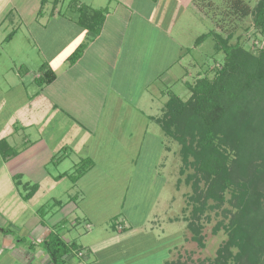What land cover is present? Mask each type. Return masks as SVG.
<instances>
[{"label": "crops", "instance_id": "0c3cea01", "mask_svg": "<svg viewBox=\"0 0 264 264\" xmlns=\"http://www.w3.org/2000/svg\"><path fill=\"white\" fill-rule=\"evenodd\" d=\"M43 1L42 6L41 0H36L31 9L29 8L26 13L29 17L27 20L24 17L25 10H21L25 6L20 8L16 2L13 3V0L5 1L3 9L0 10V27H3V24L11 25L15 21L28 23L34 20L39 24V28H44L45 31L50 21L53 22L50 36L54 35L55 39H59L60 45L55 53L62 54L59 60L50 58L46 61L55 73V79L49 84L29 91L30 84L27 85L22 80L23 75L29 73L28 68L23 74H20L19 69L17 78L19 77V82H22L20 83L22 87L15 92L12 89L16 82H12L6 76L3 77L4 82L0 81V110H3L0 115V139H6L8 144L18 151L14 157L2 161L6 175L0 177V181L8 182L7 192L12 193L10 197L17 200L19 195H14L11 179L16 174L20 175V179L23 175L28 176L26 181L33 180L32 182L36 184L45 185L42 189L45 188L44 195L48 201H53V209L43 212L42 217L37 209H0V264H53L40 242L53 230L52 227L56 223H60V229L66 230H69L70 226H76L81 218L87 221L85 227L88 231L92 224L94 227L97 225L96 220L91 221V218L94 214H101L104 209H100L99 205L94 206V209H88L83 205L84 199L88 205L92 203V185H85L86 182L88 183L87 179L96 174L93 183L95 188L100 185L102 178L110 181H118V179L117 176L116 179L110 178L107 168L98 169L93 151L100 153L101 158L105 160L109 150L117 146V149H122L123 153L117 157L112 155L111 160L114 159L118 162L117 165L131 170L137 165V173L135 177L133 176L135 183L141 186L142 173L149 175L146 189H150V184L156 183L158 178L161 179L156 186L154 208L133 221V212L125 213L121 211L123 207L120 206L119 209L114 210L115 216L111 220L110 218L108 221L102 220L98 224L101 226L95 227L97 230L102 227L105 230L110 229V234L105 232L104 236H99L97 239L99 242L95 240L89 245L80 244L84 250L80 252L75 264H89L93 261L90 252L94 249L90 248L98 246L102 239L118 237L127 230H153L155 225L162 227L160 224L162 217L155 212L165 207L164 190L165 182L168 180L164 175L165 163L159 161L164 157L167 158L166 154L170 151L167 144L169 137L163 133L156 118L162 115L164 103L171 89L168 92L166 90L165 93L162 90L157 92L154 91V84L159 80L165 82L168 87L176 86L177 83L180 86L183 84L185 90L183 98L177 95L182 99L189 96L186 82L191 81L186 79L189 75V59L186 60V56L199 46H195L194 42L192 48H185V43L181 42L183 25L178 22L181 23L183 15L191 14L190 10L196 13L197 8L193 0ZM80 5L94 9L107 8L100 31L95 37L90 38L87 31L77 24L76 9ZM151 32L160 38V42L165 39L169 41L177 53L163 62L162 56L170 54V51L167 53L166 48L162 49L165 51L159 50L157 55V52L151 49L152 42L141 50L138 46L139 42H143L145 35V39H149L154 34ZM80 43L85 44L82 55L74 64H69L66 60L67 55ZM143 45H146L145 41ZM176 66L178 68L174 69ZM38 75L39 71L30 77L33 80ZM195 75L198 77L201 73L196 72ZM5 83L8 84V89L4 88ZM134 84L142 88L131 91L129 88ZM5 90L8 91L9 99L13 96V100L8 99L11 104L4 98ZM37 98H39V106H36ZM29 102H35L36 105L29 108ZM38 107L47 109L51 115L53 112L63 113L68 118L55 120L57 130L54 129V132L58 133L60 129L64 135V140L57 141L61 145L59 149L56 146L58 150H55V144L52 143L54 146H50L48 143L51 136L47 138L43 136L44 134H40V125H45L44 121L50 119L48 112L46 115H40V119L38 115L28 116L29 110L37 111ZM44 132L49 133L47 130ZM74 144H81L83 147V155L79 156L78 161L85 157L91 158L92 166L75 183L68 176L55 179L59 173L72 170L75 162L65 166L63 170L59 167L63 159L73 152ZM105 145L108 148L102 153ZM153 145H156L155 160L150 162L149 156L147 154L145 156V153L150 147L153 149ZM56 151L63 153L51 164ZM138 157L140 161L136 164ZM111 162H107L106 165L112 166ZM145 162L150 166L145 167ZM50 164L55 165L54 171L45 170ZM132 175V173L127 174L122 179L129 181ZM60 186L63 189L61 193ZM61 198L68 200L63 203ZM21 202L20 204L25 206ZM119 218L121 220H118ZM28 234H31L30 241L24 243ZM163 234L157 237L165 238ZM70 239L71 236L66 241ZM172 247L171 244L167 246L168 258Z\"/></svg>", "mask_w": 264, "mask_h": 264}, {"label": "rangeland", "instance_id": "374dc122", "mask_svg": "<svg viewBox=\"0 0 264 264\" xmlns=\"http://www.w3.org/2000/svg\"><path fill=\"white\" fill-rule=\"evenodd\" d=\"M7 0H0V10L3 9V5ZM67 1V0H66ZM196 4L197 12L193 13L190 10L191 14L183 15L181 23L183 25L181 29L182 32V40L181 42L185 43V48H192L194 45L195 39L201 34H205L209 31H213L219 34L221 37H226L227 35H231L229 39V43L239 42L246 49L251 50L254 53H257V49L259 47L264 46V36L261 35L258 31L253 28L252 24V15L248 14L245 16H241L239 13H235L233 8L231 7V0H193ZM258 0H242L245 5H248L249 9L252 10ZM17 3L21 10H25L24 17L25 19H29L26 13H28L29 8L36 2V0H13V3ZM25 4V5H24ZM8 7V6H7ZM10 7V6H9ZM188 10V11H189ZM187 13V12H186ZM16 19V18H15ZM27 23V22H26ZM26 23H19L17 21L13 22L11 25L3 24V27H0V81L4 82L3 77L10 78L12 82H16L13 84L12 91L18 90L22 82H19L17 75L19 74V69L21 70L20 74H23L26 68L29 69V73L23 75V82L29 85V91H32L33 88L38 87L34 81L31 79V75L37 73L39 71V67L42 63H45L47 59L50 58L59 60L62 54L59 52L55 53L57 47H59V39H55L54 35L50 36L51 30L53 28V22L47 25L46 30L43 31L44 28H39V24L34 20ZM177 24V25H179ZM14 29V30H13ZM14 31L10 40H4V38L11 31ZM154 33V32H151ZM49 36V37H48ZM146 35L143 37V42H139L138 46L142 50L143 48H147L153 42V52L159 53V50L166 48L167 53L170 51V54H165L162 56V61L165 62L169 60L171 57L177 53L172 47L170 42L165 39L160 42V38L156 36V34H152L149 39H145ZM146 42V45L144 44ZM215 38L212 35L206 37L203 41H201L197 46L196 50H191L189 54L186 56V60L189 59V75L187 76V80L192 81L196 77V72H200L201 75L212 76L213 67L219 66L221 61L223 60V54L221 51L216 52L214 49ZM141 43V44H140ZM154 46H156L154 48ZM196 46V44H195ZM54 50V51H53ZM53 53V55H52ZM150 53V52H149ZM152 53V52H151ZM47 63V62H46ZM176 66L174 69H177ZM142 82V81H141ZM140 82V83H141ZM167 84L162 81H157L154 84V91L162 90L164 93L171 89L175 94L183 96L185 92L183 84L182 86L177 83L176 86L168 87ZM5 89H8V84L5 83ZM134 84L129 89L131 91H138L142 87H136ZM136 87V90H135ZM37 89V88H36ZM2 92L3 88H2ZM160 95V93H157ZM5 100L8 102V91L5 90ZM11 100H13V96H10ZM183 98V97H182ZM9 99V100H10ZM38 99L35 102H29L28 107L32 108V106H39ZM10 103V101L8 102ZM11 104V103H10ZM3 107V105H2ZM3 109V108H2ZM37 111L31 112L29 110L28 116H36L38 115V119L40 115H49L50 119H46L43 124L40 125L41 130L40 134L49 138L48 143L50 146H54L55 150L58 149L61 145L58 144V140H64V135L60 131L54 132V129L57 130V125L55 123L58 118L68 119L67 116L63 113H55L49 112L45 108L36 109ZM0 115H2L3 110H0ZM112 113V112H111ZM110 114V113H109ZM71 121V120H70ZM27 120L25 119V123ZM40 122V120H39ZM75 122V121H74ZM72 123V122H71ZM37 125V124H36ZM78 125V124H77ZM107 126H109L107 124ZM39 127V125H38ZM37 127V128H38ZM39 127V128H40ZM44 130L49 131L48 134L44 132ZM154 142V141H153ZM53 143V144H52ZM169 151L166 154L167 158L161 159L159 162L165 163V177L168 182H165V190H164V200L165 207L155 212V214L161 216L160 224L162 227L154 226L153 230L148 229H133L127 230L125 233L119 235L115 238H104L102 242L98 246H94L90 248L92 251L90 254L93 256V261L89 264H165L164 262L168 258L167 246L168 244L173 245L168 261L179 260L184 264H209L212 263L216 257L217 249L225 242L228 235L223 228V225L217 230V232H213V229L216 224L222 223L226 224L228 222V218L222 214L223 208H227L229 210L231 208L230 203L226 201L219 208H207L203 215L200 216L198 220L200 225V235L202 236V245H199L193 238V231L189 228L188 223L190 221L191 215V205L188 202L189 196L192 194V186L191 183H185L184 174L179 173V169L181 167L180 156L178 154V144L169 137ZM155 146L153 145V149L151 147L146 150L145 156H149L148 161L155 160ZM108 148L105 145L102 148V153L104 149ZM57 149V150H58ZM83 147L81 144H74L73 152L63 159V163L59 167L60 170H63L65 166L72 164V162L77 163L79 156L83 155ZM108 151V150H107ZM59 152V153H58ZM56 151L53 155L51 164L56 162L59 159L60 154L63 151ZM81 152V153H80ZM105 152V151H104ZM80 153V154H79ZM122 149H117V146L114 149L109 150L106 159L101 158L100 153L98 154L96 151H93V156L98 162V169H108L110 178H115L117 176L118 181H110L102 178V182L100 185L95 188L93 183L96 177L91 176L87 179L86 186L89 184L92 185L91 190V201L90 205L83 200L84 206H87L88 209H94V206L100 207V209H104L101 214H94L91 218L92 220H96L97 225L95 227H100L98 225L104 221L111 220L115 215V209H119L120 206L123 207L121 211H125V213L133 212V221H136L141 217L144 212H148L149 209L154 208V196L157 192L156 186L159 185L160 179L156 181V183L150 184V189H146V185L149 183V175L146 173L143 174V182L140 185L134 182V178L136 175L135 165L134 169H127L117 165L116 160L112 159V155L122 154ZM141 157V156H140ZM140 157H138L139 163ZM91 159V158H90ZM92 160V159H91ZM112 161V166H107L106 163ZM47 165L45 170L54 171L55 165ZM149 163L145 162L144 166L147 167ZM150 166V165H149ZM133 167V166H132ZM161 169H159L160 171ZM130 171V172H129ZM185 172H193L192 168H187ZM132 173L130 180H123L122 178L127 174ZM6 175L4 167L2 166V159L0 157V177H4ZM161 175V174H160ZM22 176V175H21ZM29 178L26 175H23L20 181L28 182L29 184H33L32 181H26ZM116 179V178H115ZM14 189V195H19L18 189L14 185L13 178L11 179ZM133 180V181H132ZM178 180H181L180 184L177 183ZM68 181V180H67ZM200 184H202L200 182ZM67 185V182H66ZM45 185L41 183L38 184V189L34 193V195L28 199V201H23L20 196H17L18 199H13L10 197L8 193V182L1 180L0 181V209H39L41 205H43V209H40V212H47L52 208L53 201H48L46 196V192H44ZM62 187L60 186L59 191L62 192ZM8 193V194H7ZM231 191L228 190L225 193L226 200L230 199ZM72 197V196H71ZM63 203H65L68 199L61 198ZM80 199V198H79ZM78 199V200H79ZM23 203L25 206L20 204ZM72 202V201H71ZM208 203L211 204L212 201L208 200ZM92 204V205H91ZM169 205V206H168ZM54 209H60L59 207H54ZM114 211V212H113ZM1 212V210H0ZM118 220H121L120 218ZM117 221V219L115 220ZM66 222L68 224V218H66ZM86 222L83 218L79 220V223L76 226H70L69 230L60 229V223H56L53 228L55 232L66 241L69 236L72 237L70 242L75 241L78 244H91L97 240L99 236H104V233H111L110 229H104V227L100 229H95L92 224L91 229L88 231L85 227ZM154 224V223H153ZM163 230V231H162ZM67 231V232H66ZM69 231V233H68ZM162 231V232H161ZM97 233H100L98 235ZM161 233L165 238L157 237ZM27 240L24 243H28L31 238V234L26 236ZM158 239H161L158 240ZM163 246H165L163 248ZM42 247V246H41ZM230 251L232 255H234L237 251L235 247H231ZM68 264H75L78 259L74 255H69L66 257ZM229 264H234L233 259H228ZM83 264V263H82Z\"/></svg>", "mask_w": 264, "mask_h": 264}, {"label": "trees", "instance_id": "16d2710c", "mask_svg": "<svg viewBox=\"0 0 264 264\" xmlns=\"http://www.w3.org/2000/svg\"><path fill=\"white\" fill-rule=\"evenodd\" d=\"M230 2L235 13L241 16L251 14L253 28L264 36V0H258L252 10L242 0ZM43 3L41 0V6ZM76 10L77 24L87 31L90 38L95 37L107 8L80 5ZM13 33L12 30L4 40H10ZM209 35L216 40L215 51L223 54L220 65L213 67L211 77L200 75L186 82L189 90L186 99L170 91L163 113L156 120L163 133L179 146V173H185L183 181L190 182L192 186L188 226L199 245H202L200 216L207 208H219L226 201L231 205L229 210H222L228 222L218 223L213 229L216 233L223 225L228 237L209 264H229L228 259H233L234 264H264V46L254 53L239 42L229 43L230 34L221 37L213 31L198 36L195 44ZM84 45L78 44L67 55L69 64L79 59ZM38 70L39 75L33 79L38 87L55 79L54 71L46 62ZM17 153L6 139H0L3 162ZM92 164L90 158H81L70 172L59 173L55 179L68 176L75 183ZM187 168H192L193 172H185ZM12 178L23 201L31 198L38 189L36 183L21 184L18 174ZM228 190L231 197L226 200ZM208 200L212 203L209 204ZM40 209L43 205L38 209L42 217ZM40 245L53 264H68L67 256L78 258L84 250L75 241H65L55 230H51ZM231 247L237 249L234 255ZM165 264L184 263L175 260Z\"/></svg>", "mask_w": 264, "mask_h": 264}]
</instances>
